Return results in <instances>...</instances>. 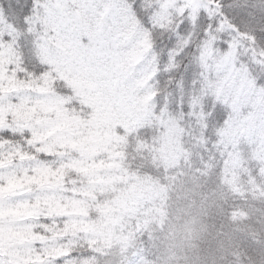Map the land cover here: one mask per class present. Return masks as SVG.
Here are the masks:
<instances>
[{
  "label": "rangeland",
  "instance_id": "obj_1",
  "mask_svg": "<svg viewBox=\"0 0 264 264\" xmlns=\"http://www.w3.org/2000/svg\"><path fill=\"white\" fill-rule=\"evenodd\" d=\"M16 1L0 2V132L23 142L0 144V264H141L121 247L127 238L117 228L126 214L150 204L134 227L147 231L155 200L184 182L190 155L184 157L180 128L162 111L171 113L175 106L169 92L178 102L183 90L194 112L200 97L192 91L193 81L199 77L205 95L227 115L208 164L198 179H187L183 196L176 198L172 247L195 264L200 253L190 242L201 202L226 193L248 206L257 181L264 182V99L247 67L264 70V60L237 38L252 42L241 34L251 22L242 21L244 0H222L231 6L240 34L220 25L218 0H147L150 25L166 29L185 20L192 33L219 23L187 66L189 55H181L195 36H178L177 56L168 53L163 67L126 0H27L31 10L14 20L4 9ZM23 18L35 37L37 73L21 67L19 34L12 27ZM55 83L69 94L55 93ZM194 120L199 124L198 115ZM147 130L150 141L136 138ZM205 144L198 138L193 148L198 153ZM131 167L172 175L159 185Z\"/></svg>",
  "mask_w": 264,
  "mask_h": 264
},
{
  "label": "trees",
  "instance_id": "obj_2",
  "mask_svg": "<svg viewBox=\"0 0 264 264\" xmlns=\"http://www.w3.org/2000/svg\"><path fill=\"white\" fill-rule=\"evenodd\" d=\"M5 0H0L4 3ZM23 2V3H20ZM24 1L27 0H17L14 6L4 9V11L9 14V17L17 20L21 18L22 15L31 10V7L24 4ZM127 3L131 6L132 13L135 15V19L140 27L145 31L150 40V52L154 58L158 61V67H163V59L168 53H174V56H177L178 41L177 38L182 37L185 39L187 35H193L195 37L188 40L190 46L185 47V54H182L184 58L186 55H189V62L186 61L185 65L191 63L193 55H195L199 49L204 45V42L208 40V37L212 35V30L216 26L223 23L225 27L232 33L236 32L240 34V31L233 25L232 20L234 19L232 15L231 6L227 5L224 1L218 0V9L217 16L219 17V23L216 25L211 24V28H202L198 27V32L196 30L190 33V30H187L186 21H175L171 22V26L158 27L156 25H150L148 21L149 12L148 9L144 8L147 0H126ZM212 1L209 0L210 4ZM224 7L226 9V14L222 15L221 11ZM242 21H255V24L247 22L246 25H249L247 32L242 31V35L248 36L249 39L244 37H237L242 42L247 41V48L257 56L258 59L264 60V0H244L242 4ZM143 7V8H141ZM250 12V16L247 13ZM228 14V16H226ZM222 18V19H221ZM211 21V20H210ZM209 21V22H210ZM24 18L18 24L13 26V30H16L19 34L18 40V49L22 57L23 63L21 67L26 68L28 71L34 70L35 73L39 71L38 66H36L35 55L33 54V42L34 36L30 34L27 30V25L24 23ZM213 25V27H212ZM17 28V29H16ZM230 34V33H229ZM227 35V34H226ZM179 36V37H178ZM225 38L224 35H221ZM220 36V37H221ZM228 37H230L228 35ZM246 48V47H245ZM246 59L244 58V61ZM188 64V65H189ZM248 69L252 79L255 81L254 84L261 91L262 98L264 99V70L256 68L253 64H249ZM191 72L189 74L193 75L194 70L192 66L188 68ZM159 71V70H158ZM160 73V72H158ZM199 77H196L192 91L194 94L198 95L200 98H195L194 100V112L189 111V105L186 104L185 96L187 91L181 90V98L179 96L178 102L173 99L172 93L169 92V98L172 100L170 103L171 107L174 108L171 110V113H168V110H164L173 118L172 122H175L178 129L180 128V133L182 136V148L184 154L190 155L189 165L190 169L184 170V182L179 184L173 192L165 191L163 200H155V206L150 209V222L147 223V231L136 232L134 227L140 225V219L144 217L143 211L147 209L150 204H142L139 208L132 210L131 213L126 214L122 217L123 220L120 221V224L117 228L120 235H124L127 238V243L123 244L121 247L128 253L129 251L134 252L141 264H192L189 258L184 259L183 254L176 251L177 249L172 247L173 240L175 239V230L177 228L176 219L174 217L177 206L179 205L177 196L181 198L184 194L183 185L188 178L193 180L198 179V175L204 165L208 164L210 158L212 146L215 144V136L219 126L222 124L221 121H225L227 111L223 108L214 105L212 102L213 98L206 96L204 88L206 86L203 80H199ZM176 85H172L170 91L175 89ZM185 87V85H181ZM54 92L61 95L67 96L69 91L64 88L62 83H55L53 85ZM162 87L159 84V81L156 82V89L162 92ZM177 88V87H176ZM204 93V94H203ZM203 94V95H202ZM184 99L183 101H181ZM185 101V102H184ZM168 111V112H167ZM198 115L199 124L194 125L195 117ZM201 123V125H200ZM195 126V127H194ZM218 126V127H217ZM194 127V128H192ZM222 127V126H220ZM147 131H140L136 138H140L141 141L148 142L151 137L148 138ZM7 132H0V144L8 146H19L23 144L20 138L18 139L14 135H9ZM189 138V139H188ZM198 138L204 140L205 148L199 150L193 148L196 144ZM193 151L196 154H191ZM214 154H218V150H214ZM210 152V153H209ZM34 156L37 153H30ZM40 156H42L39 153ZM185 161V160H184ZM216 166L212 169V173L219 171L221 162L219 158L214 160ZM217 162V163H216ZM184 166L186 164L184 163ZM181 166V167H184ZM188 166V165H187ZM148 168V167H147ZM145 168V169H147ZM134 169L137 174L147 173L143 167H131V170ZM140 169V170H139ZM219 174V173H218ZM150 176L152 181L155 180L159 185H162L165 182V179L172 174H163L156 171V175L145 174ZM220 176V175H219ZM196 177V178H195ZM206 177L209 178L208 174ZM188 184V183H187ZM256 191H262L264 193V182L257 181ZM254 193L250 196L251 201L248 206L244 203L245 206H239V201H233L232 198H227L226 193H221L217 196H212V199L202 201L200 204V217L198 224L193 226L191 245L196 247V251L200 255L196 256L198 259L194 260L195 264H209L208 259H214L215 264H264V198L259 194ZM262 193V194H263ZM104 196V195H101ZM177 200V202H176ZM197 199L194 201V203ZM197 204V203H196ZM247 208V213L245 212ZM245 225L248 227L249 233L245 232ZM172 247V248H171ZM130 252V253H131Z\"/></svg>",
  "mask_w": 264,
  "mask_h": 264
}]
</instances>
